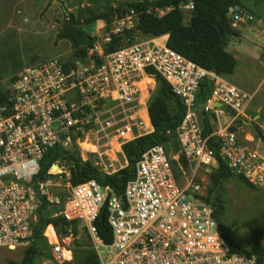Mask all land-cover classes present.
I'll return each instance as SVG.
<instances>
[{"label": "built area", "instance_id": "obj_1", "mask_svg": "<svg viewBox=\"0 0 264 264\" xmlns=\"http://www.w3.org/2000/svg\"><path fill=\"white\" fill-rule=\"evenodd\" d=\"M230 10L235 28L255 20L240 4ZM139 21L133 9L117 16L103 35L92 32L95 41L86 56L69 66L58 58L34 64L21 70L9 86V98L0 104V264H10L6 254L24 253L35 241L34 226L44 204L52 210L51 216L87 227L97 264H258L254 254L231 252L200 183L192 175L181 186L172 163L176 160L180 166L184 156L193 173L200 167L214 170L218 160L209 136L203 134V113L213 124L212 115L218 116L223 104L238 118L253 95L171 48L167 34H142L136 29ZM107 25L103 22L97 32ZM156 73L185 105L176 129L179 150L171 158L161 144L145 150L136 163L135 177L121 195L95 179L74 185L68 177L64 182L61 172L66 166L60 160L47 175H40L47 151L80 145L86 129H114L116 140L123 139L117 142L121 147L151 132L149 82L144 89L141 83L156 81ZM205 78L212 81L213 89L198 105ZM114 109L124 117L116 120ZM231 125L212 133L219 138L221 159L253 185H264V153L244 144ZM103 210L112 229L110 243L104 242L94 224ZM49 225L53 242L47 234ZM43 235L50 251L40 256L39 264H73V250L53 224L44 228Z\"/></svg>", "mask_w": 264, "mask_h": 264}, {"label": "trees", "instance_id": "obj_2", "mask_svg": "<svg viewBox=\"0 0 264 264\" xmlns=\"http://www.w3.org/2000/svg\"><path fill=\"white\" fill-rule=\"evenodd\" d=\"M262 1V0H256ZM244 0H138L120 3L117 7H110L106 11L93 13L85 19V26L95 27L96 22L112 21L115 17H121L130 10L139 13L140 21L137 30L146 35H168V45L184 56L198 63L207 70L222 76L232 74L237 66V59L233 53L228 51L230 40L240 32L232 26L230 9L235 5H243ZM190 3L189 21H185L186 13L182 9ZM168 9L160 15L159 10ZM71 15L66 25L59 32L61 39L71 42L74 49V57H84L88 53V48L95 41L85 27L80 26ZM132 35L133 33H130ZM115 49L110 47L109 50ZM1 60V56H0ZM72 60H68L67 66L71 65ZM16 65V64H15ZM23 66L16 65L11 69V85L16 79L17 74ZM0 73L1 68H0ZM6 74V73H5ZM157 89L151 96L148 103V111L153 124V131L143 134L134 140L122 145V151L127 158V165L113 173L102 171L91 160H84L80 150L74 143L69 148H51L41 161L40 175H47L48 168L55 161H62L70 172L72 184L77 185L90 179L97 180L100 184L110 186L118 195L123 194L127 183L136 175V163L142 153L148 148L161 144L168 152L173 149L179 150L176 129L181 123L185 114V105L181 98L176 95L170 85L160 74H155ZM9 85V86H10ZM0 86V104L9 98L10 89ZM213 89V83L209 78H205L200 83L197 94V104H203ZM204 136H209L208 143L218 160L217 167L212 171V183L208 189L205 200L214 207V216L218 221L219 230L226 240L231 252H239L248 255H256L257 263L264 264V247L257 246L251 252L241 247L235 239L236 230L225 225L221 215L225 210L224 202L219 192L224 181L237 178L243 183L254 187L243 175L234 172L220 156L219 138L213 133L211 117L207 113L202 116ZM243 124L242 120L237 119L230 126V130L236 131V124ZM258 136L264 140V134L260 127L256 128ZM181 163L188 167V162L184 156L180 157ZM175 167V166H174ZM176 173V170H175ZM177 174V173H176ZM52 210L44 204L39 211L38 225L35 230V241L25 249L20 261L8 258L10 264H38L41 255L49 253L50 244L43 235V230L48 224H53L60 236L74 237L73 264H97L99 262L96 251L92 245H85L77 236L81 230L86 231L87 227L82 226L77 221H68L62 216H51ZM107 211L103 210L95 220L94 224L98 233L106 243L112 241V229L107 220ZM88 235V233H87ZM89 237V235H88Z\"/></svg>", "mask_w": 264, "mask_h": 264}, {"label": "rangeland", "instance_id": "obj_3", "mask_svg": "<svg viewBox=\"0 0 264 264\" xmlns=\"http://www.w3.org/2000/svg\"><path fill=\"white\" fill-rule=\"evenodd\" d=\"M138 0H0V86L8 87L11 79V69L14 66H23L21 70L53 58L64 61H74V49L67 39L59 38L58 34L66 25L70 16L80 22V26L90 30V33L103 35L109 31L110 22L97 21L95 27L85 26V19L93 13L108 10L110 7H117L120 3ZM242 7L254 15L255 20L241 23L236 29L242 33V39L234 36L230 40L228 51L234 53L237 58V66L232 74L225 78L253 95L252 102L247 106L244 117L254 122V126L236 124V131L240 140L253 149L264 153V140L258 136L257 127H260L264 134V114L254 118L264 105V0H244ZM186 13L185 21H189L191 4L183 6ZM168 9L159 10V14H164ZM115 19V18H114ZM113 19V20H114ZM112 20V21H113ZM103 22L108 25L105 30L97 32ZM100 37V36H99ZM240 41L236 47H232V41ZM237 41V42H238ZM240 52L241 54H238ZM16 64V65H15ZM20 70V71H21ZM6 73V74H5ZM149 82V97L156 92V81ZM144 89V84H142ZM116 114V120L124 117L118 109L112 110ZM221 116L222 122L231 118V123L238 119L235 112H224ZM216 127V122L214 123ZM135 134L139 132L135 131ZM147 130H142L145 133ZM117 133L109 128L106 132H98L96 129H86L78 145L81 156L84 160H91L102 171H112L120 168V163L116 160L119 157L121 163H126V156L121 152L123 139L116 140ZM119 142V143H117ZM84 143H89L88 148ZM91 148V149H90ZM87 149V150H86ZM175 154L173 149L169 152L170 158ZM176 177L181 186L187 183V178L192 175L201 185L203 195L208 194V189L212 183V171L200 167L193 169L188 165L185 167L176 160H172ZM112 164V165H111ZM59 172V169L55 170ZM62 179L70 177L68 167L61 172ZM224 202L225 210L221 215L223 223L236 230V242L249 252L255 247H264V185L255 184L254 187L243 183L237 178H231L223 182L219 190ZM53 208V207H52ZM37 223L34 226L37 227ZM64 238L69 248L73 250L74 237L72 234L60 236ZM87 245L92 244L86 231L81 230L77 236ZM7 257L20 261L23 256L22 251L10 252ZM74 256V250H73ZM8 259V258H7ZM6 260V259H5ZM39 264V261H38Z\"/></svg>", "mask_w": 264, "mask_h": 264}, {"label": "crops", "instance_id": "obj_4", "mask_svg": "<svg viewBox=\"0 0 264 264\" xmlns=\"http://www.w3.org/2000/svg\"><path fill=\"white\" fill-rule=\"evenodd\" d=\"M237 37V39L239 40V39H242V38H240V37H242V33L240 32V35H238V36H236ZM237 40V41H238ZM232 41L231 42V45H232V47H236L237 46V44H240L241 42L240 41ZM229 44H230V42H229ZM229 46V45H228ZM228 49V48H227ZM232 53V52H231ZM238 54H241L240 52H237ZM234 54V53H233ZM235 56V55H234ZM236 57V56H235ZM237 59V58H236ZM222 76V75H221ZM222 77H224L225 78V76H222ZM226 79V78H225ZM228 81V80H227ZM229 82V81H228ZM230 83H232V82H230ZM232 84H234V83H232ZM234 85H236V84H234ZM237 86V85H236ZM239 87V86H238ZM242 89V88H241ZM245 91V90H244ZM221 107V106H220ZM221 110H222V112L221 113H219L218 114V116L217 115H215V114H213L212 115V122H213V131L214 130H217V129H219L220 127H224L225 125H227V124H229V123H231V118H228L226 121H224V122H222V120H221V116L222 115H225L224 114V112L226 111V112H231V110H228V109H226V108H224V107H221ZM233 112V111H232ZM216 122V127H215V125H214V123ZM151 131L153 130V124H151ZM121 151H122V149H121ZM123 155H124V153H123V151L121 152ZM116 160L120 163V168H122V167H124V166H126L127 165V163H128V161L126 160V163H121V160L119 159V157H117L116 156ZM120 168H118V169H120ZM118 169H115V170H118Z\"/></svg>", "mask_w": 264, "mask_h": 264}, {"label": "water", "instance_id": "obj_5", "mask_svg": "<svg viewBox=\"0 0 264 264\" xmlns=\"http://www.w3.org/2000/svg\"><path fill=\"white\" fill-rule=\"evenodd\" d=\"M229 15H230V12H229ZM219 106L224 107L228 110H231L230 107H228L226 105L220 104ZM262 114H264V105H263V107H261V109L259 110V113L254 118L256 119V118L260 117V115H262ZM238 119L242 120L243 124H245V125H248V126H254L255 125L254 122L248 121L244 116H239ZM53 168H56V166H53ZM49 241L53 242V238L50 235H49Z\"/></svg>", "mask_w": 264, "mask_h": 264}, {"label": "bare ground", "instance_id": "obj_6", "mask_svg": "<svg viewBox=\"0 0 264 264\" xmlns=\"http://www.w3.org/2000/svg\"><path fill=\"white\" fill-rule=\"evenodd\" d=\"M147 83V79H145L144 81H142L141 84H144V88H145V85ZM143 88V87H142ZM84 147L85 148H88L90 147L89 146V143H84ZM91 149V148H90ZM87 150V149H86ZM57 169H60L59 166H57ZM47 234L50 235L53 240H56L55 236H54V230H53V227L52 225H49L48 229H47ZM66 255L70 258L71 257V253L69 251L66 252Z\"/></svg>", "mask_w": 264, "mask_h": 264}]
</instances>
